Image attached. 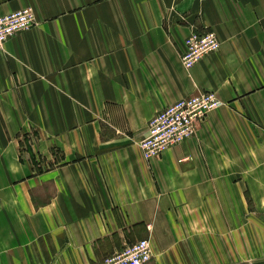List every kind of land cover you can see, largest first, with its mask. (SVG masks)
<instances>
[{
	"label": "crops",
	"instance_id": "obj_1",
	"mask_svg": "<svg viewBox=\"0 0 264 264\" xmlns=\"http://www.w3.org/2000/svg\"><path fill=\"white\" fill-rule=\"evenodd\" d=\"M27 7L35 26L0 48V264H103L139 239L146 264L258 251L264 0H0V15ZM209 30L221 48L186 69L185 39ZM202 91L223 105L147 161L151 119Z\"/></svg>",
	"mask_w": 264,
	"mask_h": 264
},
{
	"label": "built area",
	"instance_id": "obj_2",
	"mask_svg": "<svg viewBox=\"0 0 264 264\" xmlns=\"http://www.w3.org/2000/svg\"><path fill=\"white\" fill-rule=\"evenodd\" d=\"M35 24V13L30 7L0 15V48L7 40ZM220 48L221 42L213 30L193 31L185 39L182 63L190 70ZM222 105L214 91H202L169 104L151 119L147 135L139 141L144 158L152 161L193 138L208 115ZM152 257L150 241L139 239L106 256L103 264H146Z\"/></svg>",
	"mask_w": 264,
	"mask_h": 264
},
{
	"label": "rangeland",
	"instance_id": "obj_3",
	"mask_svg": "<svg viewBox=\"0 0 264 264\" xmlns=\"http://www.w3.org/2000/svg\"><path fill=\"white\" fill-rule=\"evenodd\" d=\"M238 248H241L240 251ZM238 248L234 251L233 264H264V243L259 244L258 251H254L255 248L252 247L247 248V246Z\"/></svg>",
	"mask_w": 264,
	"mask_h": 264
},
{
	"label": "bare ground",
	"instance_id": "obj_4",
	"mask_svg": "<svg viewBox=\"0 0 264 264\" xmlns=\"http://www.w3.org/2000/svg\"><path fill=\"white\" fill-rule=\"evenodd\" d=\"M32 28V27H31ZM28 30V29H27Z\"/></svg>",
	"mask_w": 264,
	"mask_h": 264
}]
</instances>
